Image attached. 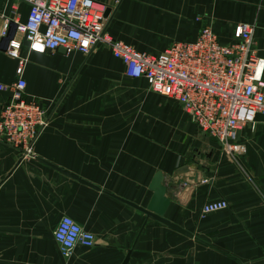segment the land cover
Segmentation results:
<instances>
[{
    "label": "crops",
    "instance_id": "1",
    "mask_svg": "<svg viewBox=\"0 0 264 264\" xmlns=\"http://www.w3.org/2000/svg\"><path fill=\"white\" fill-rule=\"evenodd\" d=\"M92 1L108 9L110 39L138 52L192 41L200 17L222 43L235 24L252 26L254 54L264 57V0ZM27 10L22 0H0V29L7 23L13 34ZM6 47L0 42L4 86L17 79ZM20 57L23 94L45 108L47 122L31 157L20 159L0 140V264H121L126 253V264H264V121L238 130L243 152L226 155L173 100L126 77L105 46L35 54L22 43ZM6 99L0 91V107ZM190 163L200 182L172 185L173 171ZM155 171L169 200L163 218L190 237L120 201L144 208ZM221 199L226 209L198 215L203 203ZM60 216L91 233L94 246L62 257L52 237Z\"/></svg>",
    "mask_w": 264,
    "mask_h": 264
},
{
    "label": "built area",
    "instance_id": "2",
    "mask_svg": "<svg viewBox=\"0 0 264 264\" xmlns=\"http://www.w3.org/2000/svg\"><path fill=\"white\" fill-rule=\"evenodd\" d=\"M28 5L25 20L16 23L5 54L17 60L16 81L0 84L7 93L0 107V140L17 149L20 159L32 156V145L44 128L46 110L40 103L23 94L21 80L26 52L43 54L58 48L65 52L89 54L96 46H105L110 55L123 65V74L142 79L148 89L173 100L197 129L215 141L223 154L237 156L243 152L236 141L237 131L244 126L254 129V117H264V57L254 52V28L238 23L232 27L230 41L222 43L210 24H204L192 41L176 42L162 52L142 53L132 46L114 41L104 32L103 6L92 0H22ZM7 23L0 29L6 35ZM227 208L224 200L205 202L198 210L200 217ZM70 221L72 228L81 229L92 239L76 236V246L91 248L94 237L67 216H60L52 237L62 257L68 248L57 240L55 233ZM63 249V251H62ZM73 249V248H72Z\"/></svg>",
    "mask_w": 264,
    "mask_h": 264
},
{
    "label": "water",
    "instance_id": "3",
    "mask_svg": "<svg viewBox=\"0 0 264 264\" xmlns=\"http://www.w3.org/2000/svg\"><path fill=\"white\" fill-rule=\"evenodd\" d=\"M107 12L108 9H105L102 16L105 17ZM11 37H12V33L10 34L6 33L4 37H1L0 42L3 44V50L7 45V42L11 39ZM254 119L255 121H260V122L264 121V117L261 114H256ZM56 170L68 177L73 176L67 173L66 171H62L59 169ZM169 181L172 185H176L178 182H180L187 186H194L200 182V173L197 172L195 166L192 163H190L173 171V173L169 177ZM148 190L151 192V196L144 208L138 207L132 203H128L123 200L120 201L136 209L137 211L141 212L142 214H144L146 218H150L166 226L168 229L172 231L190 237L191 235H189L187 232L177 227L176 225L169 223L167 220L163 218L165 210L168 207L169 200L165 197V186L163 184V175L159 171H155V173L153 174L148 185ZM128 254L129 253H126V256L124 257L121 264L127 263Z\"/></svg>",
    "mask_w": 264,
    "mask_h": 264
},
{
    "label": "clouds",
    "instance_id": "4",
    "mask_svg": "<svg viewBox=\"0 0 264 264\" xmlns=\"http://www.w3.org/2000/svg\"><path fill=\"white\" fill-rule=\"evenodd\" d=\"M69 224L70 221L65 220L64 229L61 232L55 233L57 240L68 248V251L64 252L66 256L71 255V250L75 247L76 236L78 233L80 234L81 239L84 241H90L92 239V236L90 234H84L82 230L78 228H72L70 233L65 236L64 232L68 231Z\"/></svg>",
    "mask_w": 264,
    "mask_h": 264
}]
</instances>
